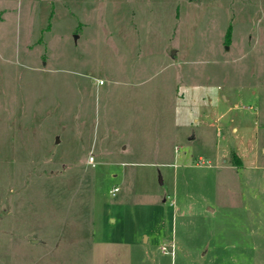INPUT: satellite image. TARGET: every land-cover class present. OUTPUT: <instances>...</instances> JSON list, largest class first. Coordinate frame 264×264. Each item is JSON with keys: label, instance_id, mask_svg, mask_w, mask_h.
<instances>
[{"label": "rangeland", "instance_id": "374dc122", "mask_svg": "<svg viewBox=\"0 0 264 264\" xmlns=\"http://www.w3.org/2000/svg\"><path fill=\"white\" fill-rule=\"evenodd\" d=\"M263 148L264 0H0V264H264Z\"/></svg>", "mask_w": 264, "mask_h": 264}, {"label": "built area", "instance_id": "2783aa9c", "mask_svg": "<svg viewBox=\"0 0 264 264\" xmlns=\"http://www.w3.org/2000/svg\"><path fill=\"white\" fill-rule=\"evenodd\" d=\"M175 149L177 150L178 147L175 146ZM93 159H94V158H93V156L91 155V156L89 157V161H90V162H93ZM117 191H118V186H114V187H112L111 190L109 191V194H110L111 196H114V195L116 194ZM161 250H162V252H163L164 254L169 253L168 249H166L165 246H162V247H161ZM172 252H173V251H171L170 253L172 254Z\"/></svg>", "mask_w": 264, "mask_h": 264}, {"label": "water", "instance_id": "95a60500", "mask_svg": "<svg viewBox=\"0 0 264 264\" xmlns=\"http://www.w3.org/2000/svg\"><path fill=\"white\" fill-rule=\"evenodd\" d=\"M226 49H228V47L226 46ZM160 181H162L161 179H160ZM33 243H37V241L36 240H33Z\"/></svg>", "mask_w": 264, "mask_h": 264}, {"label": "crops", "instance_id": "0c3cea01", "mask_svg": "<svg viewBox=\"0 0 264 264\" xmlns=\"http://www.w3.org/2000/svg\"><path fill=\"white\" fill-rule=\"evenodd\" d=\"M263 152H264V148H263Z\"/></svg>", "mask_w": 264, "mask_h": 264}]
</instances>
